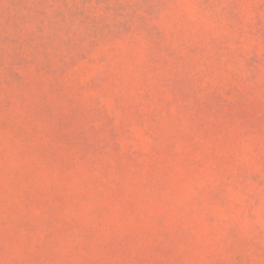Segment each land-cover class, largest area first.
<instances>
[{
  "label": "rangeland",
  "instance_id": "obj_1",
  "mask_svg": "<svg viewBox=\"0 0 264 264\" xmlns=\"http://www.w3.org/2000/svg\"><path fill=\"white\" fill-rule=\"evenodd\" d=\"M0 264H264V0H0Z\"/></svg>",
  "mask_w": 264,
  "mask_h": 264
}]
</instances>
